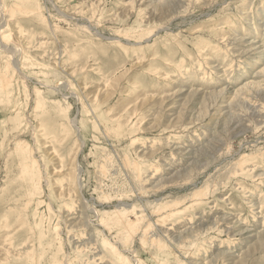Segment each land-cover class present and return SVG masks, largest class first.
Segmentation results:
<instances>
[{"label":"rangeland","instance_id":"rangeland-1","mask_svg":"<svg viewBox=\"0 0 264 264\" xmlns=\"http://www.w3.org/2000/svg\"><path fill=\"white\" fill-rule=\"evenodd\" d=\"M149 1L53 0V6L48 0H4L0 34L22 38L20 43L30 59L23 66L21 60L25 57L15 58L20 59V73L28 79L22 85L18 71L9 69L15 81L11 86L12 105H0V264H51L54 255L59 264H64V259L69 264H81L74 260V246L87 247L81 260H90L82 264H114L103 254L99 233L111 243L117 233L99 227L98 218L86 211L84 221L88 223L81 222L87 223V229L76 226L77 213L84 210L77 195L89 201H85L87 207L103 211L108 217L120 203L130 206L127 212L135 207L134 213L125 216L126 222L128 218L137 229L131 241L134 244L120 247L131 261L264 264V247L260 246L264 236V95L251 92L248 99H243L248 100L246 105L231 108L230 104L234 91L256 80V71L264 66V0H177L171 8H151ZM158 1L151 0L152 4ZM35 6L38 10L31 11ZM85 24L96 30H86ZM153 26L157 28L154 31ZM134 42L141 45H132ZM0 50L3 71L7 63L1 44ZM55 65L61 68L60 77L51 70ZM110 81L115 88H109ZM190 89L196 90L192 96ZM36 90L45 102L41 115L34 111L32 93ZM104 90L113 93L107 106L94 105L92 99L96 95L98 102L102 101ZM74 94H79L80 99ZM170 95V99L162 100ZM144 99L149 102L141 107ZM61 107L68 115H60ZM178 117L182 121L179 127L175 122ZM71 121H76V127ZM169 125L171 128L166 129ZM16 144L28 146L31 158L37 160L33 171L42 179V192L31 189L32 194L27 195L30 181L21 176V151H16ZM174 147H180L182 154ZM143 154L145 159H140ZM71 162L80 166L81 190L71 200H64L56 197V192L61 190V184H68L65 176L73 166ZM141 188L145 191L139 197ZM199 192L204 196L194 203L196 197L192 195ZM153 201L157 205L151 208ZM182 202L185 206L180 207L181 215L162 226L164 231L159 230L158 216H154L157 209ZM111 218L114 220L113 215ZM147 226L151 230L145 233ZM170 226L175 233L184 230L188 237L184 235L179 244ZM141 234L148 238L160 235L158 238L169 246V256L140 245ZM192 236L197 245L191 248L186 239ZM24 252L34 259L15 257Z\"/></svg>","mask_w":264,"mask_h":264},{"label":"bare ground","instance_id":"bare-ground-1","mask_svg":"<svg viewBox=\"0 0 264 264\" xmlns=\"http://www.w3.org/2000/svg\"><path fill=\"white\" fill-rule=\"evenodd\" d=\"M47 1V0H46ZM49 2H47V3H50L51 5H53L54 6V4H53V0H48ZM147 1V0H146ZM136 2H137V0H136ZM150 2V6H151V8H153V7H155L156 8V6L157 7H170V5L172 6V5H174V6H176L175 4H176V2H178L177 0H159L158 2H156V3H153L152 4V2H151V0L149 1ZM185 2V1H184ZM135 3V2H134ZM138 3V2H137ZM141 3H142V1H141ZM177 5H178V3H177ZM182 5V4H181ZM52 6V7H53ZM15 7V6H14ZM142 7V6H141ZM144 7V6H143ZM147 7H148V5H147ZM127 8V7H126ZM145 8V7H144ZM150 8V7H149ZM171 8V7H170ZM173 8V7H172ZM178 8H181V7H179L178 6ZM3 9H5V4H4V0H0V15H2V14H4L3 13ZM11 9V8H10ZM53 9V8H52ZM132 9V8H131ZM141 9H143V8H141ZM176 10H177V7L175 8ZM33 10H38V8L35 6V8H32L31 9V11H33ZM151 10V9H150ZM174 10V9H173ZM147 11V10H146ZM146 11H145V13H146ZM168 11H170V9L168 8V10L166 11L167 13H168ZM9 12H14V10L13 9H11ZM39 12V11H38ZM144 12V11H143ZM174 12V11H173ZM173 12H172V14H173ZM35 13V12H34ZM57 13V12H56ZM148 13V12H147ZM153 13V12H152ZM171 13V12H170ZM32 14V13H31ZM63 14V13H62ZM149 14H150V12H149ZM176 14V13H175ZM8 15V14H7ZM148 15V14H147ZM146 15V16H147ZM174 15V14H173ZM72 16V15H71ZM87 16V15H86ZM150 16V15H149ZM154 16V18H155V15H153ZM3 17V16H2ZM10 17V16H9ZM8 17V18H9ZM76 17V16H75ZM74 17V18H75ZM121 17V16H120ZM122 17H124V16H122ZM66 18H69V17H66ZM160 18H161V16L159 17V20H160ZM83 19H85V18H83ZM98 19V18H97ZM96 19V20H97ZM147 19H148V17H147ZM152 19V18H151ZM158 19V18H157ZM156 20V19H155ZM154 20V21H155ZM1 21V20H0ZM78 21V20H77ZM85 21H86V19H85ZM157 21V20H156ZM10 22V21H9ZM79 22V21H78ZM150 22V21H149ZM148 22V23H149ZM159 22V21H158ZM3 23V22H2ZM82 23V22H81ZM151 23V22H150ZM161 23V21L159 22V24ZM7 24H9V23H7ZM145 24V23H144ZM154 24H156L155 22H154ZM6 25V24H5ZM12 25V24H11ZM10 25V26H11ZM84 25V24H83ZM87 25H88V23H87ZM91 25V24H90ZM94 25V24H93ZM145 25H147V24H145ZM144 25V26H145ZM9 26V27H10ZM80 26V25H79ZM142 26V25H141ZM157 26V25H156ZM156 26H153L152 28H151V30H155V28H156ZM6 27V26H5ZM3 28V27H2ZM13 28V27H12ZM86 30L87 29H92V30H96L95 29V27H93V26H86V24H85V27H84ZM163 28V27H162ZM1 29V28H0ZM157 29V28H156ZM161 29V28H160ZM159 29V30H160ZM2 30V29H1ZM0 30V31H1ZM4 30V29H3ZM17 30V29H16ZM85 30V31H86ZM137 30H139V29H137ZM153 30V31H154ZM12 31V30H11ZM162 31V30H161ZM95 32V34H96V36H100V33L99 32H97V31H94ZM121 32V31H120ZM136 32V31H135ZM89 33V32H88ZM146 33V32H145ZM151 33H153V32H151ZM156 33H158V31H156ZM8 34H10V33H8ZM23 34V33H22ZM141 34V33H140ZM155 34V33H154ZM153 34V35H154ZM9 36V35H8ZM102 36V35H101ZM127 36V35H126ZM135 36V35H134ZM155 36V35H154ZM118 37H120V36H118ZM104 38V37H103ZM116 38V37H115ZM122 38V37H121ZM20 39L22 40V38H20V37H17V35H15V34H10V36L9 37H7L6 35H4V33L2 32L1 34H0V44H1V46H2V50H3V52H4V54H5V57H4V59H6V63L8 64H6V68H4V70L2 71V69L0 70V105L1 106H3V107H5V108H7L8 106H11L12 105V102L10 101V100H12V94L14 93L13 91H12V89L13 88H11V86H12V81H13V76L12 75H10L9 73H10V71H9V69L10 70H12V71H14L15 69L18 71V73H19V81H22L21 82V84L22 85H25L26 83H24V82H26L27 81V76L25 77L24 76V74H22V73H20V70H19V66H22L21 64H20V62H19V60L20 59H15V58H19V57H21V56H23V57H25V60H21V62L23 61V66H25V62L27 61H29V56L27 55V51H25V49L22 47V45H21V43H23V42H21L20 43ZM114 39V38H113ZM151 39V38H150ZM14 40V41H13ZM114 40H117V39H114ZM132 41V40H131ZM147 41V40H146ZM145 41V42H146ZM13 42V43H12ZM119 42V41H118ZM125 42H127V41H125ZM123 43V42H122ZM11 44V45H10ZM42 44V43H41ZM119 44V43H118ZM132 45H135V46H140L141 45V43L140 42H134ZM56 48V47H55ZM59 48V47H58ZM24 49V50H23ZM30 49V48H29ZM1 51V50H0ZM146 58V57H145ZM144 63V62H143ZM136 64V63H135ZM138 65H140L139 63H138ZM206 65V64H205ZM134 66V65H133ZM136 66H137V64H136ZM140 66H142V65H140ZM25 68V67H24ZM23 68V69H24ZM26 69V68H25ZM28 69V68H27ZM50 69H51V67H50ZM50 69H48V71L50 70ZM59 69H61V68H59ZM58 68H57V65H55V66H53V68L51 69L52 70V72L54 71V76L55 75H57L58 77H60V70H59ZM22 71V70H21ZM65 75V74H64ZM29 76H30V74H29ZM54 76H52V77H54ZM67 76V75H66ZM256 80H253V81H248L245 85H241V86H239L238 88H237V90L236 91H234V93H233V95H232V100L230 101V104H231V108H232V106L233 105H235V106H237V105H246L247 103H245V101H247L248 102V100H246V99H248V98H246V97H250V95H249V93H251V92H255V93H263V95H264V92H262V86L264 85V66L263 67H261V69L259 70V71H256ZM43 78V77H42ZM62 78V77H61ZM46 79V78H45ZM64 79V78H63ZM116 80H117V77L115 78ZM18 80V79H17ZM32 80V79H31ZM60 81H61V79H60ZM113 81H115V80H113ZM113 81H110L109 82V88L111 89V88H113L114 87V83H113ZM13 82H15V81H13ZM17 82V81H16ZM66 82V81H65ZM71 83H72V81H70ZM117 82V81H116ZM117 85V84H116ZM115 85V86H116ZM59 86V85H58ZM61 86V85H60ZM23 87V86H22ZM65 87H66V85H65ZM117 87V86H116ZM264 87V86H263ZM75 88V86L72 88V89H74ZM76 88H78V87H76ZM104 88V87H103ZM115 88V87H114ZM62 89V88H61ZM15 90V89H14ZM24 90V89H23ZM224 90V89H223ZM26 91V90H25ZM77 92H78V90H76ZM105 91V90H104ZM113 91H114V89H113ZM195 91L196 90H194V89H190V91H189V93H190V96H192L194 93H195ZM80 92V91H79ZM96 92V91H95ZM115 92V91H114ZM223 92V91H222ZM221 92V93H222ZM74 93H76L75 91H74ZM90 93V92H89ZM110 93V94H109ZM220 93V94H221ZM31 94V93H30ZM33 97H35V98H33L34 100H32V101H34L35 102V109H34V111L36 110V112L37 113H39L40 115L41 114H43L44 112H45V110H43V104L45 103L43 100H42V97H41V94H40V92L39 91H33ZM90 94H93V93H90ZM103 94H104V92H103ZM74 95H76V94H74ZM109 95H113V93H111L110 92V90H107V91H105V94L103 95V99H101L102 101H100V102H98L99 101V99H98V97L99 96H96L95 95V97L92 99V100H94L95 102H93V104L94 105H102V104H104V106L107 104V99L109 98L110 99V96ZM257 95V94H256ZM30 96V95H29ZM172 95H170L169 97H167V96H165L166 98H161L163 101H166V100H168V99H170V97H171ZM65 97V96H64ZM75 97V96H74ZM76 97H77V99H80V96H79V94H78V96L76 95ZM93 97V96H92ZM260 97H263V96H260ZM259 97V98H260ZM29 98V97H28ZM159 98V97H158ZM241 98V99H240ZM244 98H246L245 99V101L243 100ZM161 99H159V100H161ZM237 99H238V101H237ZM14 100H16V99H14ZM162 100H161V102H162ZM260 100V99H259ZM29 101V100H28ZM148 99H144V101H142V103L143 104H141L142 106L141 107H143L144 106V104H147L148 102ZM261 101H263V100H261ZM109 102V101H108ZM160 102V101H159ZM49 103V102H48ZM19 104V103H18ZM62 104V103H61ZM159 104V103H158ZM237 104V105H236ZM17 105V104H16ZM21 105H23V103L21 104ZM46 105V104H45ZM18 106V105H17ZM107 106V105H106ZM248 106V105H247ZM23 107V106H22ZM103 107V106H102ZM111 107V106H110ZM244 107V106H243ZM249 107V106H248ZM256 107V106H255ZM115 108V107H114ZM114 108H112L111 107V110L113 109V110H115ZM250 108H251V106H250ZM253 108V107H252ZM256 108H258V107H256ZM20 109V108H19ZM54 109V108H53ZM100 109V108H99ZM248 109V108H247ZM259 109V108H258ZM15 110V109H14ZM17 110V109H16ZM107 110V109H106ZM13 111V110H12ZM21 111H23V109L21 110ZM259 111V110H258ZM66 111L61 107V109H60V111H59V113H60V115H65V114H67V113H65ZM99 112H100V110H99ZM104 112H106V111H104ZM256 112V111H255ZM10 113V111L8 112V114ZM12 113V112H11ZM65 113V114H64ZM96 113V112H95ZM101 113V112H100ZM17 114V113H16ZM103 112L101 113V116H102V118L104 117L103 115ZM68 115V114H67ZM113 115V114H112ZM111 115V118H113V116ZM206 115H208V113H206ZM108 116V115H107ZM159 116V119L162 117V115H161V113L159 114V115H157V117ZM69 117V116H68ZM67 117V118H68ZM114 117H116V116H114ZM260 118H261V116H259ZM12 119V117L11 116H9V119ZM15 118H16V116H15ZM159 119H158V122H159ZM71 120H73V119H71ZM176 121L175 122H177L178 123V127H179V125H182V121H181V118H179L178 117V119H175ZM11 121V120H10ZM10 121H9V123H10ZM157 121V120H156ZM74 122H76V121H74ZM74 122L73 121H71V123H72V127H76L75 126V124H74ZM122 122V121H121ZM12 123H13V121H12ZM71 123H70V125H71ZM192 122H190V123H188V125H190ZM95 124V123H94ZM119 124H120V122H119ZM10 125V124H9ZM177 124L175 123V126H176ZM188 125H186V126H188ZM13 126V125H12ZM12 126H10V127H12ZM107 126V125H106ZM171 126L172 125H169V126H167L166 127V129H169V128H171ZM175 126H174V128H175ZM71 127V128H72ZM115 128V127H114ZM77 129V128H76ZM176 129V128H175ZM31 130H33V129H31ZM31 130H30V132H31ZM34 131H35V129H34ZM104 132V131H103ZM121 132V131H120ZM34 133V132H33ZM38 133H39V131H38ZM103 134H107L106 132H104ZM122 134V133H121ZM35 135H36V133H35ZM113 135H115V133H113ZM178 135V134H177ZM37 138V137H36ZM79 139V138H78ZM58 140V139H57ZM56 140V141H57ZM88 140V139H87ZM17 141V140H16ZM20 141V140H19ZM34 141V140H33ZM80 142H81V140H80ZM80 142H79V148L82 146H80ZM136 142V141H135ZM21 143V142H20ZM77 143H78V141H77ZM83 144V143H82ZM169 144V143H168ZM23 145H25V144H23ZM170 145V144H169ZM162 146V145H161ZM16 151L17 150H20L21 152H20V159H19V161H21V167H22V169H21V176L22 177H26L27 178V180L28 181H30L29 183H30V190H29V192L27 193V195L29 196V194L31 195L32 194V192H33V190H35L37 193H38V191H41L40 189H41V180L42 179H40V175H38L37 173H35L34 171H33V165L34 164H36V161H34V159H32L31 158V149H29V148H27V147H25V146H21L20 144H16ZM162 148V147H161ZM160 148V149H161ZM176 150H177V148L176 147H174ZM180 148V147H179ZM179 148H178V150H179ZM184 148V147H183ZM173 148H171V150H172ZM182 149V148H181ZM156 150V149H155ZM162 150V149H161ZM169 150V149H168ZM174 150V149H173ZM171 151V152H173L174 153V151ZM177 150V152L179 153L180 152V150L178 151ZM185 150V149H184ZM157 151V150H156ZM158 151H159V149H158ZM10 152H12V151H10ZM162 152V151H161ZM176 151H175V153H177ZM54 153V152H53ZM151 153V152H150ZM181 154H182V152H180ZM48 153H46L45 152V155H47ZM181 154H179V155H181ZM75 155V154H74ZM13 156V155H12ZM152 156V155H151ZM151 156H147L148 158H150ZM136 157H138V156H136ZM145 157V155L143 154L141 157H139L140 159H145L144 158ZM153 157V156H152ZM147 158V159H148ZM50 159H52V158H50ZM111 160V159H110ZM109 161V160H108ZM52 162V161H51ZM71 163H73V162H71ZM39 164V163H38ZM58 165V164H57ZM110 165V164H109ZM35 166V165H34ZM72 166V165H71ZM100 166V165H99ZM98 166V167H99ZM108 166V163L106 164V167ZM78 167H80V166H78ZM78 167H77V164H75V162L73 163V166L67 171L68 173H66V175L67 176H65V177H67L68 178V184L65 186V187H63L64 185H62L61 184V186H62V188H61V190L60 191H58V189H59V187H58V189H57V191L58 192H56V190H55V192H56V197H59V198H64V200H68L67 198H69L70 200H71V198H73V195H76V194H80V193H78V191L79 190H81L80 188V181H79V179H80V171H79V169H78ZM101 167V166H100ZM60 168V167H59ZM108 168V167H107ZM109 168H112V167H109ZM133 168L135 169V170H137V166L135 165V166H133ZM19 169V168H18ZM58 169V168H57ZM56 169V170H57ZM98 169V168H97ZM106 170V169H105ZM107 170H110V169H107ZM40 171H41V169H40ZM101 171H104V170H102L101 169ZM132 171V170H131ZM139 171V170H138ZM177 171V170H176ZM237 171V170H236ZM239 171H241V173H242V170L241 169H239ZM37 172H38V170H37ZM182 172V171H181ZM101 173V172H100ZM108 173H109V171H108ZM108 173H106V174H108ZM137 173V172H136ZM46 174V173H45ZM61 174V173H60ZM42 175V174H41ZM58 175H59V173H58ZM102 175V174H101ZM135 175V174H134ZM20 175L18 176V177H21ZM104 176V175H103ZM107 176V175H106ZM113 176V175H112ZM111 177V176H110ZM114 177V176H113ZM113 177H111V178H113ZM135 177H137V176H135ZM183 177V176H182ZM186 177V176H185ZM43 178V177H42ZM181 178V177H180ZM187 179V178H186ZM113 180V179H112ZM135 180V179H134ZM151 180H152V178H151ZM135 181H137V179L135 180ZM140 181V180H139ZM150 181V180H149ZM148 181V182H149ZM48 182V181H47ZM186 182V181H185ZM46 183V182H45ZM113 183V182H112ZM111 183V184H112ZM130 183V182H129ZM146 183V182H145ZM176 183V182H175ZM187 183V182H186ZM188 183H190V182H188ZM132 184V183H131ZM134 184V183H133ZM184 184V183H183ZM183 184H180V186L181 185H183ZM43 185V184H42ZM48 185H49V183H48ZM152 185V184H151ZM154 185H156V184H154ZM187 185V184H186ZM45 186V185H44ZM129 186H130V184H129ZM128 186V187H129ZM52 187V186H51ZM108 188V187H107ZM123 188V187H122ZM31 189H33V190H31ZM52 189V188H51ZM109 189V188H108ZM112 189V188H111ZM150 189V188H149ZM148 189V190H149ZM158 189V188H157ZM54 190V189H53ZM120 190V189H119ZM141 192H140V196L139 197H141V193L143 192V191H145V189L144 188H141ZM155 190V189H154ZM159 190V189H158ZM49 192H50V190H48ZM116 191H118V190H116ZM122 191V190H121ZM129 191V190H128ZM127 191V192H128ZM42 192V191H41ZM53 192V191H52ZM137 192H139V189H138V191ZM136 192V193H137ZM150 192H151V190H150ZM155 192V191H154ZM208 192V191H207ZM111 193H113V191L111 192ZM114 193H116L117 194V192H114ZM113 193V194H114ZM120 193V192H119ZM131 193V192H130ZM147 193V192H146ZM149 193V192H148ZM194 193V192H193ZM132 194V193H131ZM130 194V195H131ZM133 194H134V192H133ZM139 194V193H138ZM43 195V194H42ZM41 195V196H42ZM107 195V194H106ZM119 195V194H118ZM122 195H124V193L122 194ZM127 195V194H126ZM117 196V195H116ZM192 196H195L196 198H194L193 199V202L194 203H197V202H200L201 201V199H200V197H202V196H204V194H203V192H199V193H197V194H195V195H192ZM65 197H66V199H65ZM103 197V196H102ZM112 197V196H111ZM126 197V196H125ZM34 198V197H33ZM80 198V199H79ZM97 198V197H96ZM100 198V197H99ZM112 198H114V197H112ZM132 198V197H131ZM199 198V199H198ZM204 198V197H203ZM36 199V198H35ZM76 199H78L79 201L81 200V204H82V208H84V210L83 211H81V210H79V212L77 213L78 214V216H77V219H78V221H77V225L73 222V224H75L76 226H81V227H87L88 225H87V221H84L85 219H84V217L86 216V212H88V213H91V214H94V216L96 217V218H98V220H99V227H102V229H103V227H105L106 229H107V231H109V232H111V233H117L116 234V236H115V238H114V240L115 241H113L112 243L107 239V238H105L103 235H102V233H101V231H100V236H101V240H100V247H101V249H102V251H103V254H104V256L105 257H107L108 258V260H110V261H113L114 262V264H134V262H135V264H142V263H140V261L141 260H138V259H134L133 258V261H131L129 258H126L124 255H123V253L121 252V248L122 247H126V245L128 244V246H129V243H130V245L132 244L131 243V241H132V238H135V233L137 232V229L135 230V224H131V223H129V221L130 220H128V218H127V222H126V218H125V216H126V214L128 213V212H131V213H134V211H135V207H132L131 209V211H126V208H130V206H128V204L126 205V204H119V205H117L115 208H118V210H116L115 212H113V217H114V220H113V218H111L112 217V215H111V217H108V215L105 213V212H103V211H98V210H96V208H89V207H87V203H85V201H84V199L83 198H81L80 196H78L77 195V198ZM108 199V198H107ZM109 199H111V198H109ZM122 199H124V198H122ZM143 199V198H142ZM190 199V198H189ZM26 200H27V198H26ZM115 200V199H114ZM117 200H119L118 198H117ZM132 200V199H131ZM188 200V199H187ZM28 201V200H27ZM75 201H77V200H75V196H74V202ZM104 202L106 201V198H105V200H103ZM109 201H111V200H109ZM120 201V200H119ZM128 201V200H127ZM126 201V202H127ZM130 201V200H129ZM142 201V200H141ZM186 201V199L184 200V202ZM86 202H89L88 200L86 201ZM95 202H97V201H95ZM103 202V203H104ZM122 202H123V200H122ZM148 202V201H147ZM157 202V201H156ZM184 202H182V203H176V204H174V205H170V206H167V209H165V210H158L157 209V211H156V215H154V216H158V225L161 227V228H159V230L160 229H162L163 230V228H162V226H164L166 223H170L171 222V220L173 219V218H176V216L177 215H181V212H180V210H181V208L182 209H184V206H185V204H184ZM32 202H30V204H31ZM58 203V202H57ZM77 203H78V201H77ZM146 203V202H145ZM144 203V204H145ZM150 203V202H149ZM76 204V203H75ZM95 204H97V203H95ZM101 204V203H100ZM140 204V203H139ZM143 204V205H144ZM151 205V208H154V206L155 205H157L154 201H153V203H150ZM28 205V204H27ZM79 205V204H78ZM91 205V204H90ZM130 205V204H129ZM133 206L134 205H136V204H132ZM138 205V204H137ZM149 205V204H148ZM147 204H146V206H148ZM190 205H192V204H190ZM96 206H98V205H96ZM141 206V205H140ZM139 206V207H140ZM26 207H29V206H26ZM51 206L49 205V208H50ZM92 207H94V206H92ZM119 207H120V209H119ZM121 207L123 208V209H121ZM164 207H166V206H164ZM163 207V208H164ZM181 207V208H180ZM190 207V206H189ZM62 208V207H61ZM67 208V207H66ZM81 208V207H80ZM100 208H101V206H100ZM143 208H145V206H143ZM188 208V207H187ZM26 210V209H25ZM68 210H70V209H68ZM67 210V211H68ZM129 210V209H128ZM148 210H149V207H148ZM15 211V210H14ZM86 211V212H85ZM113 211V210H112ZM139 211V210H138ZM138 211H136V212H138ZM163 211H165V212H163ZM22 212V211H21ZM58 212V211H57ZM63 212H64V209H63ZM101 212H103V213H101ZM143 212V211H142ZM151 212V211H150ZM154 212V211H153ZM68 213V212H67ZM111 213V212H110ZM109 213V214H110ZM145 213V212H144ZM58 214V213H57ZM65 214H66V210H65ZM69 214V213H68ZM67 214V215H68ZM152 214V213H151ZM154 214V213H153ZM4 215V214H3ZM19 215V214H18ZM59 215V214H58ZM61 215V214H60ZM63 215V214H62ZM67 215H66V217H67ZM74 215V214H73ZM73 215H72V213H71V215L70 216H72L73 217ZM69 216V215H68ZM60 217V216H59ZM63 217V216H62ZM65 217V216H64ZM63 217V218H64ZM75 217H76V215H75ZM88 217H89V215H88ZM128 217V216H127ZM137 217V216H136ZM141 218V216H138V218ZM149 217V216H148ZM153 217V216H152ZM58 219V218H57ZM62 219V218H61ZM74 219V218H73ZM92 219V218H91ZM95 219V218H94ZM146 219H147V216H146ZM135 220V219H134ZM18 221H20V220H18ZM62 221V220H61ZM81 221H84V222H87V223H84V224H82V222ZM92 222H93V220H91ZM140 221V220H139ZM20 222H22V221H20ZM64 222H65V219H64ZM67 222V221H66ZM65 222V223H66ZM95 222V221H94ZM98 222V221H97ZM19 223V222H18ZM63 223V222H62ZM134 223H136V222H134ZM24 224V223H23ZM58 224V223H57ZM67 224V223H66ZM69 224V223H68ZM68 224H67V226H68ZM86 224V225H85ZM95 224V223H94ZM138 224H139V222H138ZM142 224V223H141ZM141 224H140V226H141ZM156 224V223H155ZM2 225V224H1ZM7 225V223H5V226ZM15 225V224H14ZM14 225H12V226H14ZM98 225V224H97ZM154 225V224H153ZM152 225V226H153ZM17 226V225H16ZM63 226H65V225H63ZM73 226V225H72ZM90 226H92L91 224H90ZM145 226V225H144ZM155 226V225H154ZM188 226V225H187ZM15 227V226H14ZM42 227V226H41ZM57 227V226H56ZM56 227H54V228H56ZM78 227V228H79ZM150 227H151V225H150ZM156 227V226H155ZM204 227V226H203ZM210 227V226H209ZM1 228V227H0ZM35 228V227H34ZM34 228H33V230H34ZM53 228V230H56V229H54ZM64 228H66V227H64ZM76 228V227H75ZM74 228V229H75ZM104 228V229H105ZM158 228H156V229H158ZM170 228V232H172V234H174L175 232H174V230H172L173 228L170 226L169 227ZM168 228V229H169ZM198 228V227H197ZM67 229H68V227H67ZM74 229L73 230H71V231H74ZM77 229V228H76ZM83 229V228H82ZM87 229V228H86ZM86 229L84 230V231H86ZM92 229V228H91ZM139 229V228H138ZM145 229H146V227H145ZM149 228H148V226H147V229H146V231H143V232H147V230H148ZM154 229V228H153ZM153 229H152V231H153ZM167 229V230H168ZM181 229H183V228H181ZM199 229V228H198ZM37 230H38V227H37ZM92 230H94V228L92 229ZM121 230V231H120ZM143 230V229H142ZM149 230H151V228L149 229ZM161 230V231H162ZM201 230V229H200ZM91 231V230H90ZM158 231V230H157ZM164 231V230H163ZM182 231H184V230H182ZM182 231H180V232H177V233H175V234H177L176 235V237H178V240H180V241H178L177 240V242H179V244L181 243V242H183L184 241V239H183V241H181V239L183 238V236L185 235V236H187L186 235V233L185 232H182ZM190 231H192V230H190ZM194 231H196V232H198L199 230H194ZM202 231V230H201ZM44 232H45V230H44ZM43 232V233H44ZM59 232V231H58ZM148 232H150V231H148ZM159 232V231H158ZM166 232V231H165ZM0 233H2V232H0ZM33 233V232H32ZM35 233H37V231L35 232ZM61 233V232H60ZM96 233V232H95ZM108 233V232H107ZM140 233H142V232H140ZM145 233H143V234H145ZM151 233V232H150ZM149 233V234H150ZM155 233H156V231H155ZM162 233V232H161ZM169 233V232H168ZM182 233H184V234H182ZM188 233H190V232H188ZM192 233V232H191ZM199 233H201V232H199ZM56 234V233H55ZM98 234V235H99ZM148 233L147 234H145V235H149ZM152 234V233H151ZM5 235V234H4ZM105 235H106V233H105ZM137 235V234H136ZM145 235H142L141 234V236L140 235H138L139 236V238H140V241H139V243H140V245H142L143 247H148L149 246V248L151 247H153V248H155V250H156V253L157 254H160V255H162L163 253L165 254V257L167 258L169 255H167V253H169L170 252V250L168 249L169 248V246H166V243H165V245H164V243H163V241H161V237L160 238H158V236H160V235H157V234H154V235H152L151 237H146ZM171 235V234H170ZM197 235V234H196ZM199 235V234H198ZM261 235V233L260 234H258V236H257V238L259 237ZM109 236V235H108ZM134 236V237H133ZM57 237H58V234H56V236H55V238L57 239ZM88 237V236H87ZM112 237V236H111ZM188 237V236H187ZM199 237V236H198ZM44 238H45V236H44ZM89 238V237H88ZM190 238H191V236H190ZM190 238H187L186 239V244L187 245H189L191 248H192V246L193 247H195L197 244H195L196 243V241H195V239H194V236H192V239H190ZM195 238H196V236H195ZM30 240V239H29ZM44 240V239H43ZM57 240H59V239H57ZM98 240V239H97ZM112 240V239H111ZM139 240V239H138ZM187 240H189V241H187ZM60 241V240H59ZM82 242V241H81ZM176 242V243H177ZM261 243H260V246L261 247H264V236L262 237V239H261V241H260ZM38 243H39V240H38ZM41 243V242H40ZM185 243V242H184ZM56 244V243H55ZM61 244V243H60ZM134 244V243H133ZM132 244V245H133ZM183 244V243H182ZM181 244V245H182ZM87 245V244H86ZM171 245V244H170ZM39 246V245H38ZM60 246L61 245H59V248H60ZM88 246V245H87ZM97 246H99V244H97ZM96 246V247H97ZM122 246V247H121ZM183 246V245H182ZM41 247V246H40ZM40 247H38L39 249H40ZM53 247H55V246H53ZM79 247H81V248H79ZM79 247H76V246H74V257H76V259H74V257H73V259L75 260V261H77V262H80L81 264L82 263H87L90 259H88V257H87V259H85V260H81V258H83L87 253H86V249H87V247H85V246H79ZM121 247V248H120ZM129 247H131V246H129ZM128 247V248H129ZM89 248V247H88ZM148 248V249H149ZM171 248V247H170ZM33 249H34V247H33ZM38 249V250H39ZM97 249V248H96ZM167 249L169 250V252L167 251ZM173 249H175V247L173 248ZM190 249V248H189ZM31 250V249H30ZM30 250H28V251H30ZM42 250V249H41ZM95 250V249H94ZM123 250V249H122ZM126 250V249H125ZM124 250V251H125ZM150 250V249H149ZM172 250V249H171ZM37 251V250H36ZM166 251H167V253H166ZM173 251V250H172ZM220 251V250H219ZM223 251V250H222ZM38 252V251H37ZM36 252V253H37ZM39 252H40V250H39ZM128 252V251H127ZM126 252V253H127ZM224 252H226L225 250H224ZM33 253H35V251L33 252ZM90 253H91V251H90ZM130 253H133V251H131V252H128L127 254H130ZM171 253V252H170ZM169 253V254H170ZM59 254V253H58ZM61 254V253H60ZM220 254V253H219ZM1 255V254H0ZM6 255V254H5ZM44 254L43 253H41V257L43 256ZM222 255V254H221ZM14 256V255H13ZM35 256V255H34ZM56 256L57 255H54L52 258L54 259L52 262H51V264H59L55 259H56ZM61 256V255H60ZM217 256V255H216ZM1 257V256H0ZM5 257V256H4ZM18 260H29V259H34L33 258V255L32 254H27V252H24V253H20V254H18V255H16L15 256ZM40 257V258H41ZM64 257H68V256H64ZM93 257V256H92ZM224 257V256H223ZM35 258H36V256H35ZM38 258V257H37ZM188 258V257H187ZM219 258V257H218ZM39 259V258H38ZM37 259V260H38ZM42 259H43V257H42ZM94 258H92V260H93ZM178 259V258H177ZM215 259H217V258H215ZM214 259V260H215ZM222 259V258H221ZM5 261L7 260L6 258L4 259ZM65 260V259H64ZM63 260V262H64V264H69V263H67V261H64ZM97 260V259H96ZM168 260H169V258H168ZM181 260V259H180ZM180 260H177V263L178 262H181ZM218 260V259H217ZM69 261V260H68ZM74 261V262H75ZM99 261V260H98ZM104 261V260H103ZM116 261H117V263H116ZM210 261V260H209ZM221 261V260H220ZM18 262V261H17ZM32 262V261H31ZM34 262V261H33ZM94 262H95V260H94ZM142 262V261H141ZM211 262V261H210ZM210 262L208 263V264H210ZM212 262H215V261H212ZM212 262H211V264H212ZM16 263V262H15ZM23 263V262H22ZM105 264L107 263V261L106 262H104ZM103 263V264H104ZM196 263V262H195ZM195 263H193V264H195ZM24 264V263H23ZM36 264V263H35ZM41 264H42V262H41ZM62 264V263H61ZM71 264V263H70ZM77 264H79V263H77ZM91 264V263H90ZM92 264H94V263H92ZM99 264V263H98ZM102 264V263H101ZM108 264H109V262H108ZM144 264V263H143ZM178 264H180V263H178ZM206 264V263H205ZM223 264V263H222Z\"/></svg>","mask_w":264,"mask_h":264}]
</instances>
